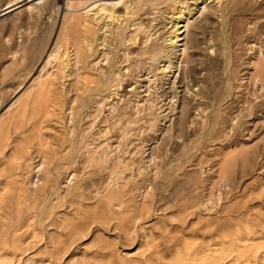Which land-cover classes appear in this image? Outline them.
<instances>
[{
	"label": "rangeland",
	"instance_id": "rangeland-1",
	"mask_svg": "<svg viewBox=\"0 0 264 264\" xmlns=\"http://www.w3.org/2000/svg\"><path fill=\"white\" fill-rule=\"evenodd\" d=\"M7 1L0 0V10ZM41 1L26 0L23 6ZM64 1L49 0L55 5L50 12L15 10L0 21V26L10 21L14 25L12 31L10 26L0 30V115L37 76L44 54L59 33ZM168 3L144 0L137 11L136 17L149 22L152 41L156 38L157 43L167 37L174 22L172 14L178 11L168 10ZM152 10L151 16L144 13ZM190 17L189 62L179 71L182 57L177 51L171 69L161 79L155 68L164 59L150 60L144 55L139 59L145 66L141 83L132 81L125 86L127 99L133 101L135 96L143 97L147 76L155 80L157 74L159 79L151 86L149 116L155 126L141 133L132 131L131 125L123 130L116 126L110 143L112 153L118 152L106 168H87L94 174L78 181L80 190L60 193L61 200L48 192L43 201L29 207L28 216L36 223L23 239L26 249L20 251L26 264H202L205 248H209V260L219 264H264V72L258 81L259 72L253 66L264 63L257 58L260 52L264 54V0L211 1L202 15L191 4ZM122 42L112 41L117 62L131 48L129 42ZM20 45L24 48L14 53ZM28 71L34 75L27 83L22 77ZM74 94L66 96L68 106ZM106 97L105 86L85 96L74 125L75 140L85 131L91 135L85 145L93 137L96 144L102 140L98 130L110 122L108 112L98 115L92 130L87 129L97 102ZM112 103L100 104L106 110ZM62 111L56 113L55 122L47 120L42 127L47 148L68 159L69 152L81 149L76 147L73 152V142L64 140L69 119L68 110ZM31 122L25 121L22 130L12 127L8 145L0 153V167H6L10 175L4 180H17L8 188H31L36 154L31 150L18 157L13 151L22 138L36 134ZM115 156L125 157L129 165L120 166ZM138 166L148 174L139 175ZM108 184L115 206L102 197ZM251 231L256 245L240 260L231 245L241 243L238 235Z\"/></svg>",
	"mask_w": 264,
	"mask_h": 264
},
{
	"label": "bare ground",
	"instance_id": "bare-ground-1",
	"mask_svg": "<svg viewBox=\"0 0 264 264\" xmlns=\"http://www.w3.org/2000/svg\"><path fill=\"white\" fill-rule=\"evenodd\" d=\"M25 1H7L6 6L0 10V13H4L0 21L6 19L7 15L15 10H18L16 13L48 10L50 12L55 7L49 0H43L25 8L23 6ZM142 1L144 0H65V12L62 14L59 33L53 46H49L44 54L37 76L32 79L34 74L31 76V71L26 72L22 78L24 81L32 79L31 83L0 115V153L3 154V150L8 145L11 128L22 130L24 122L30 120L32 122L29 124L34 127V130L36 129V134L22 138V144L13 151L16 156L22 157L32 150L37 158L33 167L35 171L31 174V179L34 177L36 179L34 181L30 179L31 188L17 186L15 189L8 188L10 183L14 182L16 185L17 180L13 179L10 182L4 180V178H10V175L6 172V167H0V264H26L27 260L22 261L20 251L22 248L26 249L27 242L23 239L34 230L33 226L36 223L28 216L29 207L34 202L43 201L48 192L56 194L58 200H61L63 196L60 193L70 194L72 190H80L81 185L78 181L82 178H91L94 174L93 171H85L87 168L93 165L106 168L111 157L118 152L117 150L116 153H112L114 148L110 143L113 138V136L110 137L112 131L117 132L116 126L122 127L123 130L125 125H131L132 131L140 133L146 129L145 127L155 126V120L150 119L149 116L153 109L151 86L158 81L157 74L154 75L155 80L147 76L145 82L148 84L145 83L143 97L135 96L132 101L127 99V91H125L127 83L132 81L135 84L141 83L138 81L143 76L142 71L145 66L139 59L144 55L150 56V60L163 58L164 64L160 68H155L162 79L172 67L174 54L179 51L178 56L182 57L179 62L178 70L180 71L182 64L189 62L190 47L187 39L189 28L193 23L190 17V5H195L197 12L202 15L209 8L211 1L221 0H169L168 10L178 9V11L176 15L172 14L174 22L167 37L163 38L161 43H157L156 38L152 41L149 22L136 17ZM145 1L154 3L157 0ZM144 13L151 16L153 10ZM7 26H10V31L13 30L12 21L2 24L0 30L2 28L6 30ZM123 39L126 43L129 42L128 45L131 48L128 51L124 50L121 57L123 61L117 62L111 48L112 41L123 44ZM179 42L182 43L179 44ZM178 46L182 48L176 50ZM22 48H24L22 45L18 46L14 53H19ZM208 49H211L210 53L215 51L211 46ZM257 58L264 60V54L260 52ZM123 62L128 63L121 68ZM253 66L259 72L256 79L261 81L264 63ZM176 77L172 82L173 85ZM22 84L24 82L20 83L14 92ZM103 86H105L107 97L97 102L95 115L92 116L87 130H92L95 118L104 111L108 112L106 118L109 117L110 122L98 130L99 138L102 139L99 143L96 144L97 138L93 137L91 142L85 145L91 135L85 131L78 134V139L75 140L74 125L81 115L79 109L85 101V96L91 97L94 91ZM70 92L75 94L68 106L65 100ZM197 95L194 94V97ZM45 98H48L47 101L44 100ZM105 100H109V103L113 100L115 102L104 110L100 103ZM64 109L68 110L69 132L63 138L65 141L73 142L71 147L73 152L76 147L81 149L78 153L70 154L69 152L68 159L65 155L57 157L55 150L47 148L45 127H42L47 120L55 122V118L58 119L56 113H61ZM140 116L145 117L143 123L140 122L143 117L136 118ZM21 134L25 135L24 131ZM114 137L119 138L118 134ZM119 142L122 143L121 140ZM115 159L122 167L129 165L125 157L115 156ZM138 171L139 175L148 174L142 166H138ZM62 183H65L64 187H61ZM109 188L108 184L102 197L110 205L115 206L111 202ZM150 190L151 188L146 189L145 194L141 195L142 198H146ZM211 201L208 200L210 203ZM252 235V231L246 232L243 236L238 235L237 238L241 239V243L236 241L231 245L238 259L243 260L244 256L252 252L257 240ZM208 252L209 248L203 250L201 254L203 256L200 258L205 261L202 264H219L217 260H209ZM190 255L193 256V254Z\"/></svg>",
	"mask_w": 264,
	"mask_h": 264
}]
</instances>
